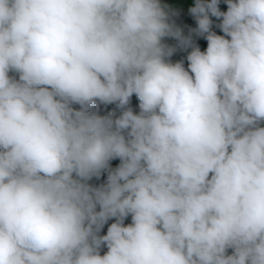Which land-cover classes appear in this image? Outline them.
I'll return each mask as SVG.
<instances>
[{"label": "clouds", "instance_id": "9594fccd", "mask_svg": "<svg viewBox=\"0 0 264 264\" xmlns=\"http://www.w3.org/2000/svg\"><path fill=\"white\" fill-rule=\"evenodd\" d=\"M187 13L0 0V264H264V0Z\"/></svg>", "mask_w": 264, "mask_h": 264}, {"label": "trees", "instance_id": "16d2710c", "mask_svg": "<svg viewBox=\"0 0 264 264\" xmlns=\"http://www.w3.org/2000/svg\"><path fill=\"white\" fill-rule=\"evenodd\" d=\"M164 3H168L172 8H175L177 10H179L180 15L177 18V23L180 25H188L189 27H194L195 26V22L194 20L191 18V16L188 15L187 10L184 9V5L186 3H188L189 5L193 2V0H163ZM221 10H226V5L221 2ZM215 20V18H213ZM218 22V21H217ZM215 31H217L218 34H222L220 33L219 29L214 28ZM185 32H187V28H185ZM169 43H174L173 40L169 39L168 40ZM198 43L201 46V50H203L204 48H206L207 46V42L204 39H200L198 40ZM183 54L182 53H178L177 55H175L173 57L174 60L176 59H180L181 56ZM138 105V101L136 100L135 96H133L132 98V106L134 108H136ZM113 106H108L107 110H111ZM138 110V109H137ZM119 163L118 160L112 161V166L115 167L117 164ZM102 180L104 179V177L101 178ZM130 222V218L128 221H126V223Z\"/></svg>", "mask_w": 264, "mask_h": 264}, {"label": "water", "instance_id": "95a60500", "mask_svg": "<svg viewBox=\"0 0 264 264\" xmlns=\"http://www.w3.org/2000/svg\"><path fill=\"white\" fill-rule=\"evenodd\" d=\"M112 221H109V223H111ZM106 231H107V225L105 226V228L103 229V232H102V234H105L106 233ZM106 250V249H105Z\"/></svg>", "mask_w": 264, "mask_h": 264}, {"label": "rangeland", "instance_id": "374dc122", "mask_svg": "<svg viewBox=\"0 0 264 264\" xmlns=\"http://www.w3.org/2000/svg\"><path fill=\"white\" fill-rule=\"evenodd\" d=\"M188 6H189V4L186 3V4L184 5V9L187 10V7H188Z\"/></svg>", "mask_w": 264, "mask_h": 264}]
</instances>
